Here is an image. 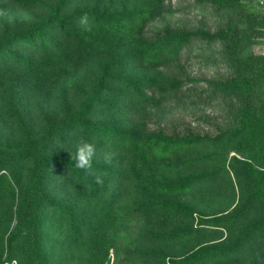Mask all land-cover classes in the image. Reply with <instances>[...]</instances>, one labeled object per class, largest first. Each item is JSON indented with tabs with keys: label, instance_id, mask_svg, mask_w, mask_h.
Here are the masks:
<instances>
[{
	"label": "trees",
	"instance_id": "1",
	"mask_svg": "<svg viewBox=\"0 0 264 264\" xmlns=\"http://www.w3.org/2000/svg\"><path fill=\"white\" fill-rule=\"evenodd\" d=\"M163 1L0 0V264H264V11L205 0L229 14L216 31L149 36ZM193 39L221 46L207 86L232 123L151 129Z\"/></svg>",
	"mask_w": 264,
	"mask_h": 264
},
{
	"label": "rangeland",
	"instance_id": "2",
	"mask_svg": "<svg viewBox=\"0 0 264 264\" xmlns=\"http://www.w3.org/2000/svg\"><path fill=\"white\" fill-rule=\"evenodd\" d=\"M254 2L258 3V10L264 11V0ZM26 18L24 15L20 19ZM227 20H230L228 13L211 7L205 0H164L161 14L147 24L146 31L149 36L167 29L193 31L203 28L214 32ZM258 39L262 42L254 45L253 49L256 53H264V37ZM221 50L217 43L207 44L196 39L189 42L181 53L179 67L170 69L173 75L184 80L180 96L160 102L149 115L147 127L168 132L189 129L213 134L232 123L228 102L212 98L211 86H207L208 81L223 79L228 73L229 66ZM192 79L197 82L190 81ZM4 264H17V261L13 259Z\"/></svg>",
	"mask_w": 264,
	"mask_h": 264
},
{
	"label": "clouds",
	"instance_id": "3",
	"mask_svg": "<svg viewBox=\"0 0 264 264\" xmlns=\"http://www.w3.org/2000/svg\"><path fill=\"white\" fill-rule=\"evenodd\" d=\"M79 24L83 28L85 32H91L94 28V23L90 19L89 15L87 13H84L81 15L79 19ZM96 155V146L94 143L87 142L84 140H81L77 144V149L74 155H72V160L74 161V166L77 169L85 170V172H88L89 174L95 175V173L92 172V161L94 156ZM112 160V156L110 153L104 154V162L107 164H110ZM96 183L102 184L103 180L101 176H96Z\"/></svg>",
	"mask_w": 264,
	"mask_h": 264
}]
</instances>
